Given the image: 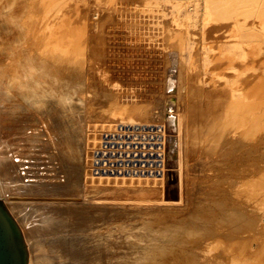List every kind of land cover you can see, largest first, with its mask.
I'll return each instance as SVG.
<instances>
[{"label":"rangeland","instance_id":"374dc122","mask_svg":"<svg viewBox=\"0 0 264 264\" xmlns=\"http://www.w3.org/2000/svg\"><path fill=\"white\" fill-rule=\"evenodd\" d=\"M0 114L20 264H264V0H0Z\"/></svg>","mask_w":264,"mask_h":264},{"label":"water","instance_id":"95a60500","mask_svg":"<svg viewBox=\"0 0 264 264\" xmlns=\"http://www.w3.org/2000/svg\"><path fill=\"white\" fill-rule=\"evenodd\" d=\"M174 141L169 143V167L168 176L171 177L172 181L168 182L165 198L170 201L178 200V189H177V177L172 173L175 170L176 154ZM168 186H172L173 189L170 190ZM172 191V193H171ZM169 194V195H168ZM0 264H20V242L14 235V228L9 227L6 224V220L3 211L0 208Z\"/></svg>","mask_w":264,"mask_h":264},{"label":"bare ground","instance_id":"6f19581e","mask_svg":"<svg viewBox=\"0 0 264 264\" xmlns=\"http://www.w3.org/2000/svg\"><path fill=\"white\" fill-rule=\"evenodd\" d=\"M32 68V67H31ZM31 68H30V70H31ZM32 72V71H31ZM38 72V71H37ZM28 73V72H27ZM37 74V73H36ZM28 76H30V75H28ZM14 80V79H13ZM13 82H15V81H13ZM10 83V82H9ZM19 83V82H18ZM18 83H16L17 84V86L16 85H14L15 87H18L16 90H20V91H24V92H26L25 90H27V91H29V88H30V91L32 90L31 88H32V86H31V84H30V86H27V84L28 83H24L25 84V86L23 85V84H18ZM32 83V82H31ZM10 86V85H9ZM34 86V85H33ZM23 87H25V89L23 88ZM22 91V92H23ZM32 92V91H31ZM14 95V94H13ZM33 95V94H32ZM17 96V95H16ZM22 97V96H21ZM28 97V96H27ZM6 98V97H5ZM15 99L16 98H18V97H14ZM6 100H8V98L6 99ZM5 100V101H6ZM14 100V99H13ZM13 100H10V102L12 101L13 102ZM2 102V101H1ZM7 102V101H6ZM4 102H2V104H3ZM19 103V102H18ZM4 104H6V103H4ZM16 104V103H15ZM8 105V104H7ZM11 105V104H10ZM3 106V105H2ZM13 106V105H12ZM14 106H16V105H14ZM19 106V105H18ZM7 109H9V108H11V106H9V107H6ZM16 108V107H15ZM6 109V110H7ZM17 109V108H16ZM2 110H5V109H2ZM11 110V112H12V109H10ZM15 110V109H14ZM13 110V111H14ZM8 111V110H7ZM18 110H16V111H14V112H17ZM11 112L9 111V113L11 114ZM169 112H171V110L169 109ZM0 116H1V114H0ZM169 121V122H168ZM167 127L169 128V127H171V129H173V130H175L176 129V127H175V120H174V117L173 118H171V119H169V118H167ZM167 128V129H168ZM171 141H174V144H175V139L174 138H172L171 139ZM2 144V143H1ZM4 145H5V143H3ZM170 144H171V142H170ZM3 145V146H4ZM2 146V145H1ZM8 146V145H7ZM8 147H5V149L4 148H0V174L2 173V170H3V168H4V163H5V160H6V156L8 155V153H11V152H8V149H7ZM175 149H176V144H175ZM165 153L167 154L166 155V162H167V172L168 171H170V170H168V165H169V143L167 144L166 143V147H165ZM174 163H175V169H176V167H177V156H176V160L174 161ZM173 171V170H172ZM166 176H167V180H166V185H165V191H166V188H167V185H168V182L169 181H172V179H171V177H169L168 176V173L166 174ZM175 176V175H174ZM177 177V176H176ZM0 186H1V191H4V190H6L7 189V183H5L4 181H0ZM177 189H179L178 188V178H177ZM168 189H169V194H170V190L171 189H173L172 188V186H168ZM171 193H172V191H171ZM168 194V195H169ZM179 195V194H178ZM178 200H179V196H178ZM177 200V201H178ZM164 201L165 202H176V201H170V200H166V198H165V196H164ZM26 221V220H25ZM45 222V221H44ZM33 223V222H32ZM46 223V222H45ZM25 224H27V223H25ZM24 225V223L22 222L21 223V227L23 228V229H25V228H27V227H24L23 226ZM33 226V225H32ZM37 243V242H36ZM43 251V250H42Z\"/></svg>","mask_w":264,"mask_h":264}]
</instances>
